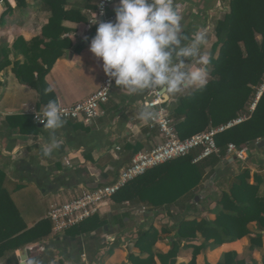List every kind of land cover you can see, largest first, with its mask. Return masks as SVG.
<instances>
[{
    "label": "crops",
    "instance_id": "crops-1",
    "mask_svg": "<svg viewBox=\"0 0 264 264\" xmlns=\"http://www.w3.org/2000/svg\"><path fill=\"white\" fill-rule=\"evenodd\" d=\"M37 1L27 0L29 7L26 8V14L16 11L6 20L5 28H0V46L5 45L10 48L17 37L27 42L40 35L41 28L47 23L50 15L48 12L32 9ZM67 1L66 8H80L81 15L86 21L62 22V26L70 30L68 38L71 47L64 50L63 55L56 60L44 78L46 88L51 85L54 91L48 95L43 92V97L40 98L36 91L21 85L13 76L8 78V75H4V81L1 79L0 82V173L3 175L1 185L27 228L46 219V214L52 206L69 202L82 193L112 184L118 178L119 172L130 164L136 153L150 151L163 141L160 133L149 127V122L138 119L142 102L146 98H151V94L134 97L116 84L108 103L102 108L101 118L89 126L67 121L63 128L57 130L56 142L59 147L50 156H44L41 150L42 145L47 146L49 143L48 132L44 127L39 128L37 125L35 132L30 133H20L17 129L9 127L6 117L30 116L32 111L42 112L49 100H54L59 107L71 106L88 98L102 83L104 77L102 62L89 51L91 39L95 36L98 27L89 24L90 16L87 11L92 10L84 9V0ZM227 1L174 0V7L183 17L185 32L190 37L196 29L206 30L208 43L202 51L210 53L215 41L214 27L217 18L222 12L227 11ZM7 2L11 8H15L14 0ZM95 2L96 0H92V5ZM115 6H118V1L107 9V14L114 20ZM3 11L4 7L0 3V15ZM20 15L24 18L17 21L16 17ZM84 41L85 45L75 51ZM7 56L9 60L7 66H12L13 63L10 61L15 57L11 49ZM18 59L24 60L23 56H18ZM189 66H195V61H191ZM192 90L194 89H186L168 100L169 108L175 105L181 96ZM18 123L25 130L31 129L24 122ZM260 141L262 140H257L253 146L250 145L245 149L247 158L242 162L245 163L243 170L250 171L249 183H253L255 174L264 182V146L257 147ZM252 156H256L259 160L257 164L249 161ZM227 158V164L220 165L212 174L213 177L210 179L212 184L214 182L218 184L222 179L220 173L224 174L223 177L228 176L229 173H232V176L238 174L231 172L230 165L241 161ZM222 190L226 189L221 187L220 192ZM261 191L264 193V183ZM219 193H212L210 199L217 198ZM211 201L213 202L212 199ZM131 203L136 202H127L118 206L110 200L98 215L107 221L106 224L89 234L70 237L64 232L56 234L52 230L46 239L24 247L27 253L25 264L29 262L84 264L81 261L83 259L86 264H133L128 258L130 254L139 258L145 257L134 248L133 244L152 225L155 226L156 236L159 237L153 247L154 254H166L171 246L170 241L173 240L171 236L175 234L177 224L174 222L175 219H169L174 223L173 226H169L164 218L165 209H150L142 204L139 205L141 209L134 211L137 213L131 212L133 217L125 216V211H132L128 207ZM110 209L118 212L120 216ZM202 210L207 212L208 207ZM210 216L213 217L210 220H213L214 216L212 214ZM161 218L163 221L159 227L154 221ZM194 218L198 219L197 216ZM201 218L205 217L200 215L199 219ZM249 229L255 232V224H251ZM250 238L247 236L225 243L213 251L201 253L196 258L197 264H202L204 260L208 264H217L221 255L228 252H236L240 258H245L246 251L250 252L248 250ZM187 243L188 241H185L182 247ZM20 250L1 258L0 264H20L18 254ZM104 253L105 262L99 258ZM250 253L255 262L260 264L261 254L264 253V238L262 248ZM191 257L192 252L189 249L184 250L179 247L176 264H187ZM155 261L156 264H160L156 256Z\"/></svg>",
    "mask_w": 264,
    "mask_h": 264
},
{
    "label": "trees",
    "instance_id": "trees-1",
    "mask_svg": "<svg viewBox=\"0 0 264 264\" xmlns=\"http://www.w3.org/2000/svg\"><path fill=\"white\" fill-rule=\"evenodd\" d=\"M11 8L7 0H0L4 7L0 15V28L16 11L26 14L27 0H14ZM85 8L95 10L92 0H84ZM67 0H38L32 9L49 13L47 23L39 36L29 41L17 37L12 45L0 46V72L9 65L11 49L15 57L14 75L21 85L30 87L40 98L46 88L44 78L64 50L71 47L70 30L62 26L63 21L83 23L86 19L77 7L66 8ZM215 41L212 44L208 66L209 80L203 90L194 89L181 96L169 108L170 117L180 140L202 133L211 128L225 126L245 116L240 124L232 126L214 136L219 150L198 164H193V155L177 158L146 171L142 176L128 182L110 200L115 205L136 202L150 209H169L192 196L205 177L214 174L219 165L227 164L226 148L233 144L237 149H246L257 140H264V0H228L227 11L214 27ZM85 41L75 51L85 45ZM23 56L24 62L17 61ZM261 92L260 96L258 94ZM258 97V99H257ZM254 109L251 111V106ZM10 128L20 133L35 132L37 125L31 116H9ZM24 122L29 130L21 127ZM228 190H222L213 199V207L207 212L213 220L201 218L181 220L175 226V234L166 254H154V244L159 240L153 226L133 244L144 258L130 254L133 264H176L181 242L188 241L192 257L187 264H197V256L213 251L225 243L250 236L249 251L262 248L264 238V193L259 175L249 183L250 171L244 169L233 176ZM0 173V259L27 245L38 243L51 234L52 225L42 219L27 228L16 208L1 185ZM106 220L93 215L66 229L65 235L78 237L99 230ZM255 224V232L249 226ZM166 231V230H165ZM171 237L168 239L170 240ZM201 240L198 245L196 242ZM184 246V247H185ZM111 254V252H109ZM108 256V255H107ZM62 264V263H61ZM217 264H257L249 256L240 258L236 252L223 253ZM260 264H264V253Z\"/></svg>",
    "mask_w": 264,
    "mask_h": 264
},
{
    "label": "clouds",
    "instance_id": "clouds-1",
    "mask_svg": "<svg viewBox=\"0 0 264 264\" xmlns=\"http://www.w3.org/2000/svg\"><path fill=\"white\" fill-rule=\"evenodd\" d=\"M114 12V21H92L98 27L89 47L102 62L109 82L114 80L134 97L159 93L166 100L186 89L206 87L211 56L202 49L208 43L207 32L196 29L190 37L174 0H118ZM191 61L195 66H189ZM53 91L50 85L44 94ZM156 116L147 106L138 113V119L146 123ZM38 119L49 136L48 145L41 146L42 154L50 156L59 147L56 132L65 121L54 100H49Z\"/></svg>",
    "mask_w": 264,
    "mask_h": 264
},
{
    "label": "built area",
    "instance_id": "built-area-1",
    "mask_svg": "<svg viewBox=\"0 0 264 264\" xmlns=\"http://www.w3.org/2000/svg\"><path fill=\"white\" fill-rule=\"evenodd\" d=\"M117 1L96 0L95 10L87 11L90 16L89 24L98 26V23H92L95 19L97 22L113 21L114 18L107 14V9ZM114 86V80L109 82V77L104 74L100 87L88 98L71 106L59 107L64 121H75L89 126L92 122L101 118L103 116L102 108L108 103ZM260 94L261 92L258 97ZM146 106L157 114L156 119L149 122V127L156 129L162 136L163 141L150 151L136 153L130 164L119 172L118 178L112 184L83 193L69 202L52 206L46 214V219L51 223L54 232H64L93 215H100L102 208L108 204L112 195L128 182L142 176L152 168L188 155H193V164H198L213 155H217L219 150L215 145L214 136L246 119L245 116H240L225 126L210 127L202 133L180 140L176 135L170 117L168 100L159 93L151 94V98H146L142 102V108ZM253 109L254 105L251 106L250 110ZM43 112L32 111L30 113L34 124H42L38 117H41ZM226 154L236 161H244L247 158L246 150L237 149L233 144L227 145ZM66 164L68 165V162Z\"/></svg>",
    "mask_w": 264,
    "mask_h": 264
},
{
    "label": "rangeland",
    "instance_id": "rangeland-1",
    "mask_svg": "<svg viewBox=\"0 0 264 264\" xmlns=\"http://www.w3.org/2000/svg\"><path fill=\"white\" fill-rule=\"evenodd\" d=\"M225 13L222 12V14L217 19L218 20L222 19ZM21 18H24V16L21 17V15H20V16L16 17L17 21H19ZM17 61H19L20 63L24 62V60L22 61V59L21 60L18 59ZM10 62H12L13 65L12 66L10 65L11 67L10 66H7V68L5 67L0 72V82L4 81V79H3L4 75H8V78L12 77V76L15 77L14 72H13L15 59L10 61ZM1 79H2V81H1ZM251 146H253V145H251ZM226 157H230V156L226 155ZM249 161L254 163V164H257L259 162V160L257 159L256 156H252V158ZM240 163H242V164H240ZM244 165H245V163L243 164L242 161L241 162H235V164L232 163L230 165L231 172H234L235 174L236 173H240L241 171H243ZM220 176H222V179H220L218 181V184H216L215 182L212 184L210 179L213 176H212L211 173H209L205 177V179L203 180L201 185L199 186L198 190L196 192H194L192 194V196L184 199L183 201L179 202L178 204H176L174 206L169 207V209H165L163 211L164 213H166V216H164V218L168 222V225L169 226H173L174 225V223L171 220H169V219H175V221L173 220L175 223H177V221H179V220H184V219L185 220H189V219L191 220V219H193L196 216L199 219L200 215L204 216L205 218L212 219L213 217L210 216V214L208 212H206V211H204L202 209H204L206 207H208L209 209L212 208L213 204H214L211 201V199H210V196L212 195V193H217V192L219 193L221 187L227 190L229 188V186H230V183L233 182V180H234V178L232 176V173H229L228 176H225V177H223L224 176L223 173H220ZM250 182H251V179H250ZM81 195H79V196H81ZM195 196H197V201H195ZM125 207H126V205H125ZM128 207L132 211H130V212L129 211H125V213H126L125 216L128 215V216H132L133 217V214L131 212L134 213V211H138L139 209H141V208H139V203H131V206L128 205ZM128 207H126V208H128ZM121 209H122V207H121ZM110 211L111 212H115V214H118V212L113 211L112 209H110ZM135 213H137V212H135ZM118 215L120 216V214H118ZM139 216H141V215H139ZM166 218H168V219H166ZM161 221H163V218L157 219L154 222H155V224L157 226L160 227ZM152 226L155 227L154 225H152ZM56 234H59V233H56ZM199 243H201L200 239L195 244L198 245ZM249 244H250V241H249ZM182 245H184V242H181V244H180V248L181 249H184V250L185 249H189V251L192 252V250H193L192 247H186V246L182 247ZM249 256L252 257V253L246 251L245 258H248ZM99 258L105 262V258H106L105 257V253L102 256H100ZM81 261H82V263L86 264L84 262V259L81 260ZM5 262H6V259H5ZM202 264H208V263L204 260V262Z\"/></svg>",
    "mask_w": 264,
    "mask_h": 264
},
{
    "label": "water",
    "instance_id": "water-1",
    "mask_svg": "<svg viewBox=\"0 0 264 264\" xmlns=\"http://www.w3.org/2000/svg\"><path fill=\"white\" fill-rule=\"evenodd\" d=\"M39 128L43 127V124H38ZM264 146V140L260 141L259 144L257 145L258 148H261ZM19 260H20V264H25L26 260H27V253H26V249L23 248L21 249L19 252Z\"/></svg>",
    "mask_w": 264,
    "mask_h": 264
}]
</instances>
